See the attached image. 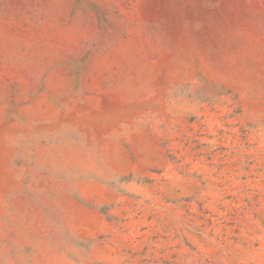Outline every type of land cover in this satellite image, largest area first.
<instances>
[{
  "label": "rangeland",
  "instance_id": "374dc122",
  "mask_svg": "<svg viewBox=\"0 0 264 264\" xmlns=\"http://www.w3.org/2000/svg\"><path fill=\"white\" fill-rule=\"evenodd\" d=\"M0 264H264V0H0Z\"/></svg>",
  "mask_w": 264,
  "mask_h": 264
}]
</instances>
